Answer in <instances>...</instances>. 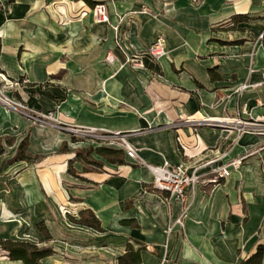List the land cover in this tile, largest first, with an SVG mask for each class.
Masks as SVG:
<instances>
[{"label":"crops","instance_id":"obj_1","mask_svg":"<svg viewBox=\"0 0 264 264\" xmlns=\"http://www.w3.org/2000/svg\"><path fill=\"white\" fill-rule=\"evenodd\" d=\"M94 1L107 22H96L85 0H0V71L16 84L3 94L63 126L131 132L138 158L73 141L0 100V238L23 240L24 231L38 242L42 222L50 239L39 246L53 253L41 264H118L127 243L141 247L135 264H238L264 244V134L237 135L220 122L264 121V83L235 91L262 80L264 0ZM158 34L168 54L154 61L143 50ZM133 53L142 68L125 62ZM205 118L219 122H192ZM24 138L38 159L13 160ZM86 147L120 149L125 163L93 151L104 164L85 170L74 158ZM239 157L218 177L215 168ZM163 162H184L209 180L195 185L183 226L169 233L182 204L149 188L145 165ZM85 208L104 231L69 221ZM1 255L0 264H23Z\"/></svg>","mask_w":264,"mask_h":264},{"label":"built area","instance_id":"obj_2","mask_svg":"<svg viewBox=\"0 0 264 264\" xmlns=\"http://www.w3.org/2000/svg\"><path fill=\"white\" fill-rule=\"evenodd\" d=\"M92 11L94 14V20L96 22L100 23L108 21L106 7L103 3H96L92 7ZM114 29H116V27ZM263 36L264 34L260 33L258 38H262ZM121 43V40L117 38V45H121ZM143 53L154 61H160L164 59L168 54L165 37L162 34H158L149 44V46L143 50ZM114 60L115 56L113 54H107L105 57V61L109 64H112ZM125 62L133 69H139L143 66L140 56L134 53L128 55ZM0 76L3 78V81H7L5 75L2 72L0 73ZM261 76L262 80L260 82L250 84L247 80H245L236 88L235 91L241 92L247 87H254L264 83V67L261 68ZM0 100L8 107L18 110L23 116L27 118L29 122L33 124L39 123L41 125H52L56 128L69 131L77 141L88 140L92 144L117 147L122 149L128 158L133 160L138 158L137 148L129 141L131 132L107 131L92 126L67 127L57 122L54 123L51 121L52 116L50 113L43 114L35 110H30L21 102L14 99H9L4 95H0ZM234 121H238V126H235L237 128L238 134L244 130L256 131L260 134H264V121H242L240 118H236ZM192 122H195L197 125L213 124L215 122H219V120L205 118L201 121ZM176 125H178V123H174L173 126ZM241 159L242 157L236 158L227 164L215 168L214 171L218 174V177H227L230 174V167H238ZM145 165L153 174L152 186L167 193L164 199L166 201L176 200L182 204L179 215L168 225L166 229L167 233L171 232L175 226L182 227L191 205L195 185L199 182L207 183L209 180H204L201 178L195 170L189 172V165L184 162L176 165L169 164L168 162H163V164L158 166L151 164ZM213 180H216V178Z\"/></svg>","mask_w":264,"mask_h":264},{"label":"trees","instance_id":"obj_3","mask_svg":"<svg viewBox=\"0 0 264 264\" xmlns=\"http://www.w3.org/2000/svg\"><path fill=\"white\" fill-rule=\"evenodd\" d=\"M89 5L94 6L97 2L94 0H85ZM245 17V16H244ZM234 18V17H233ZM73 141L75 138L71 135ZM28 145L27 138H24L18 147V151L13 157V160H25L27 162L34 161L38 159V156H31L26 152V148ZM61 151L66 150V144L61 145ZM95 152L98 154L103 160L109 163L115 164H123L124 156L123 152L120 149H113L108 147H98V148H81L75 151L74 160L80 161L83 163V169H98L103 166V161L99 159H95L91 153ZM3 152V145L0 143V154ZM68 172L74 174V169L72 168V161L68 162ZM152 190H159L154 188L151 185H148ZM165 192V191H162ZM167 193L165 192L166 196ZM69 221L75 224L84 225L90 228H93L97 231H104L101 226L100 220L94 214V212L88 208L80 210L76 216L67 215ZM37 229L41 232L43 238L39 240V243L43 241H48L50 239V234L42 222H38L36 224ZM0 249L4 252V255L10 260H20L23 264H41L40 260L43 257L49 256L53 253V249L51 247L39 246L36 243H31L23 240H14V239H1L0 238ZM141 247L134 249L131 244H126V250L124 253L117 257L118 264H135L140 261V251ZM264 253V244H257L255 251L249 255L246 259L241 260L238 264H262Z\"/></svg>","mask_w":264,"mask_h":264},{"label":"rangeland","instance_id":"obj_4","mask_svg":"<svg viewBox=\"0 0 264 264\" xmlns=\"http://www.w3.org/2000/svg\"><path fill=\"white\" fill-rule=\"evenodd\" d=\"M1 73V72H0ZM16 86V84H15V82H13V81H11L9 84L7 83V82H5V81H3V78L0 76V95H4L3 93V91L5 90V89H13L14 87ZM7 98H9V99H14V98H12V97H7ZM14 100H16V99H14ZM17 101V100H16ZM23 104V103H22ZM18 109V108H17ZM242 121H248V120H243V119H241ZM221 124H223L224 126H226V127H229V128H226L227 129V132H231V131H235V134H237L238 135V131H237V128L235 127L236 125H237V121H231V122H227V121H224V122H220ZM219 123V124H220ZM39 124V123H38ZM43 125V124H42ZM44 125H46V124H44ZM48 125V124H47ZM242 132V131H241ZM236 135V136H237ZM27 226V225H26ZM25 226V227H26ZM17 228H18V231H20L21 229H23L22 227V225H17L16 226ZM18 238H22L23 239V241H28V242H31V243H36V244H40L39 243V241L38 242H36V240L30 235V234H26V232H22L21 233V235L18 237ZM2 250L0 249V259H1V254H2Z\"/></svg>","mask_w":264,"mask_h":264},{"label":"bare ground","instance_id":"obj_5","mask_svg":"<svg viewBox=\"0 0 264 264\" xmlns=\"http://www.w3.org/2000/svg\"><path fill=\"white\" fill-rule=\"evenodd\" d=\"M225 121H227V122H231V120H229V119H225ZM233 121V120H232ZM238 122V121H237Z\"/></svg>","mask_w":264,"mask_h":264}]
</instances>
